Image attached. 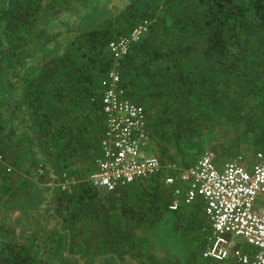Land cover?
I'll return each mask as SVG.
<instances>
[{
	"label": "trees",
	"instance_id": "1",
	"mask_svg": "<svg viewBox=\"0 0 264 264\" xmlns=\"http://www.w3.org/2000/svg\"><path fill=\"white\" fill-rule=\"evenodd\" d=\"M111 1L0 0V213L27 201L38 214L19 234L3 212L0 264H238L202 256L201 197L168 208L181 198L174 172L171 184L158 173L111 190L85 178L104 133L108 44L144 22L117 68L158 158L191 165L222 127L209 142L218 162L261 149L264 0Z\"/></svg>",
	"mask_w": 264,
	"mask_h": 264
},
{
	"label": "built area",
	"instance_id": "2",
	"mask_svg": "<svg viewBox=\"0 0 264 264\" xmlns=\"http://www.w3.org/2000/svg\"><path fill=\"white\" fill-rule=\"evenodd\" d=\"M145 29L144 22L129 36L108 44L111 67L100 82L104 133L100 155L85 180L111 190L158 173L171 184L174 177L170 172H174L181 198L175 197L169 209L198 196L204 201L209 231L202 256L238 264H264V146L250 157L238 153L219 162L212 149H204L188 166L161 161L151 149L144 110L126 96L117 68L129 44ZM76 181L65 179L58 185L69 188Z\"/></svg>",
	"mask_w": 264,
	"mask_h": 264
},
{
	"label": "rangeland",
	"instance_id": "3",
	"mask_svg": "<svg viewBox=\"0 0 264 264\" xmlns=\"http://www.w3.org/2000/svg\"><path fill=\"white\" fill-rule=\"evenodd\" d=\"M114 2L117 3V0H112L109 3V5H111ZM67 15H69V14H67ZM67 15L65 16V19H68L70 22L75 21L76 17L74 15H71V16H67ZM227 135H228V130H227L226 127H222V128H219V129L211 130L208 133V135L205 137L206 141H205V144H204L205 145L204 149H210L209 142H212V143L215 142L216 143L217 141H221L223 138L225 139V137ZM30 196L33 197V199L40 198L42 200L40 203H37V207H38L37 209L38 210L40 209V211H41V210H43V208L46 207V204H45L46 195L44 193H40V191L32 189V191L30 192ZM30 205H31V203L26 201L25 204L23 203V204H21V206H20V204L15 205L16 208L13 211H11V210L6 211L4 209L3 212L8 214L6 219H5V221H4L5 224L6 225H10V224L16 223V229H17L16 233L21 234V230L26 232L27 231V225H26L27 223H25V222L29 223V222L32 221L34 224H36L37 220H38V214H30V213L28 214L27 213V210L28 209L30 210V207H31ZM3 212L0 213V218L4 214ZM35 213H38V212H35ZM40 217L42 218L41 213L39 214V219H40ZM49 223H50V225H52L54 223V221L52 220ZM1 238L2 237L0 235V240H1ZM169 247H166L167 250L165 249V247L164 248H160L161 250H159V251L162 254H166L171 249H173V247H171V245ZM153 250L156 251L157 249L154 248ZM97 262H98V258H97L95 263L97 264ZM81 263H82V261L79 264H81ZM49 264H59V263H57V262L55 263L53 261H50Z\"/></svg>",
	"mask_w": 264,
	"mask_h": 264
}]
</instances>
